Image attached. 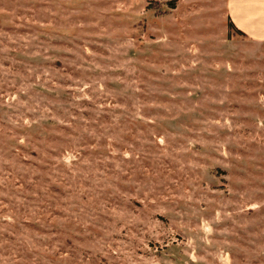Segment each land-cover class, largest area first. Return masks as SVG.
<instances>
[{
  "label": "rangeland",
  "instance_id": "rangeland-1",
  "mask_svg": "<svg viewBox=\"0 0 264 264\" xmlns=\"http://www.w3.org/2000/svg\"><path fill=\"white\" fill-rule=\"evenodd\" d=\"M0 264H264V43L225 0H0Z\"/></svg>",
  "mask_w": 264,
  "mask_h": 264
},
{
  "label": "crops",
  "instance_id": "crops-1",
  "mask_svg": "<svg viewBox=\"0 0 264 264\" xmlns=\"http://www.w3.org/2000/svg\"><path fill=\"white\" fill-rule=\"evenodd\" d=\"M225 10L234 27L256 43H264V0H225Z\"/></svg>",
  "mask_w": 264,
  "mask_h": 264
},
{
  "label": "trees",
  "instance_id": "trees-1",
  "mask_svg": "<svg viewBox=\"0 0 264 264\" xmlns=\"http://www.w3.org/2000/svg\"><path fill=\"white\" fill-rule=\"evenodd\" d=\"M173 7H174V6H173V3H172V5L170 6V8H173ZM229 25H230L231 27H233V28L235 29L236 32L242 34L241 31L237 30V29L234 27V25H233L230 21H229Z\"/></svg>",
  "mask_w": 264,
  "mask_h": 264
}]
</instances>
